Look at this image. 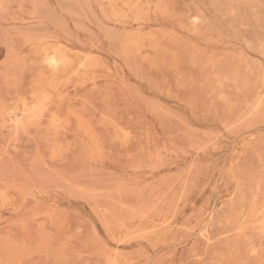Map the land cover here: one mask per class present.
Masks as SVG:
<instances>
[{"label": "rangeland", "instance_id": "rangeland-1", "mask_svg": "<svg viewBox=\"0 0 264 264\" xmlns=\"http://www.w3.org/2000/svg\"><path fill=\"white\" fill-rule=\"evenodd\" d=\"M0 264H264V0H0Z\"/></svg>", "mask_w": 264, "mask_h": 264}, {"label": "bare ground", "instance_id": "bare-ground-1", "mask_svg": "<svg viewBox=\"0 0 264 264\" xmlns=\"http://www.w3.org/2000/svg\"><path fill=\"white\" fill-rule=\"evenodd\" d=\"M53 62V61H52ZM54 63V62H53ZM54 65V64H53Z\"/></svg>", "mask_w": 264, "mask_h": 264}]
</instances>
